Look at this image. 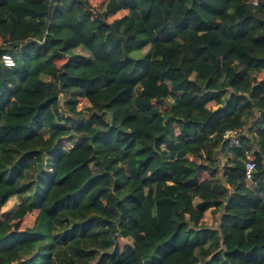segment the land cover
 <instances>
[{
	"label": "trees",
	"instance_id": "1",
	"mask_svg": "<svg viewBox=\"0 0 264 264\" xmlns=\"http://www.w3.org/2000/svg\"><path fill=\"white\" fill-rule=\"evenodd\" d=\"M260 76L264 0H0V264H264Z\"/></svg>",
	"mask_w": 264,
	"mask_h": 264
},
{
	"label": "clouds",
	"instance_id": "2",
	"mask_svg": "<svg viewBox=\"0 0 264 264\" xmlns=\"http://www.w3.org/2000/svg\"><path fill=\"white\" fill-rule=\"evenodd\" d=\"M189 6H191V5H189ZM231 10L232 9H230V11ZM120 15H122V13H120ZM167 22L168 23H171V21H167ZM5 47H8V45H5ZM77 51H79V49ZM141 55H142V53H141ZM4 62L6 64H8V65H11L13 63V60L10 57L5 56L4 57ZM56 91H59V86L58 85H57ZM64 98L65 97L62 96V100ZM169 100H170L171 103H173V104L175 103V101L174 100H171V98H169ZM60 113H62L65 116H73V117H75L77 119H79L81 116H84V117L87 116V113H81V112H79V109H76V110H65L62 106L60 107ZM169 114H171V113H169ZM53 115H56V113L54 112ZM161 115L164 116L163 110H161ZM166 118L167 117L165 116V119ZM61 122H63V121H61ZM229 135H232V133H229ZM158 151L164 152L165 149L163 147H161L160 149H158ZM218 151H219V149L217 148L212 154L215 155L216 152H218ZM168 155H171V154L169 153ZM248 158H251V155L250 154H248ZM229 159H236L237 162L244 163V161H242L241 158L236 157L235 154H233V153H227V154L223 155V158H222L220 164L217 165V167H220L221 169H223L224 163L226 161H228ZM245 166H247V165L245 164ZM226 181H227V177H224L223 175H221V176L215 178L212 183H213L214 186L217 185V183H219L220 185H222L224 187H229V185L226 183ZM244 184L246 186L245 187V190H253L254 191L256 189V185L252 182V178L251 177H249L248 180L244 181ZM237 187H238L237 185H232L231 186V190L232 191H235ZM228 195H231V191L228 193ZM224 199L226 200L227 197H224ZM217 215L219 216V213H217ZM243 235H244V237H247L248 236V233H244ZM245 242L247 243V240H245ZM220 246L221 247H224L223 242H221V245Z\"/></svg>",
	"mask_w": 264,
	"mask_h": 264
},
{
	"label": "rangeland",
	"instance_id": "3",
	"mask_svg": "<svg viewBox=\"0 0 264 264\" xmlns=\"http://www.w3.org/2000/svg\"><path fill=\"white\" fill-rule=\"evenodd\" d=\"M75 53L81 54L84 56H88L87 52L83 49H79V51L76 50ZM151 55H152L151 49H145L142 52V55L140 54L139 56L146 57L147 59H149V58H151ZM263 77L264 76H260V79H263ZM43 79L48 80L47 77H43ZM137 93H139V90H137ZM250 127H251V125H249L246 128L245 134L248 133L247 130H249ZM46 134H48V133H46ZM217 213H219V216L217 215ZM36 216H37V214L35 213V214H31V215L26 217V219L23 221V225H22L23 230L33 226V223L36 219ZM220 217H221L220 212H217V211L208 212L206 219L204 221V225L207 227H217L219 224ZM119 242L121 244V247H124V245H126L128 243L127 241H124V240H119Z\"/></svg>",
	"mask_w": 264,
	"mask_h": 264
},
{
	"label": "built area",
	"instance_id": "4",
	"mask_svg": "<svg viewBox=\"0 0 264 264\" xmlns=\"http://www.w3.org/2000/svg\"><path fill=\"white\" fill-rule=\"evenodd\" d=\"M4 57H3V60H4ZM5 65L9 68H12L15 65V63L13 61V63L11 65H8L6 63H5ZM229 133H232V135H229ZM223 139H224V143L228 149L233 148V147H238L240 145V134H239V131H237V130L226 131L224 133ZM246 165H247L246 166V177H247V179H249V177H251V178L253 177V173L256 170V164L253 161H249V162H247Z\"/></svg>",
	"mask_w": 264,
	"mask_h": 264
}]
</instances>
